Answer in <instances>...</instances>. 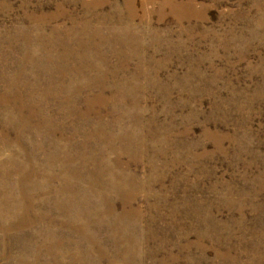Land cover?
Segmentation results:
<instances>
[{"label": "rangeland", "instance_id": "obj_1", "mask_svg": "<svg viewBox=\"0 0 264 264\" xmlns=\"http://www.w3.org/2000/svg\"><path fill=\"white\" fill-rule=\"evenodd\" d=\"M0 264H264V0H0Z\"/></svg>", "mask_w": 264, "mask_h": 264}, {"label": "bare ground", "instance_id": "obj_2", "mask_svg": "<svg viewBox=\"0 0 264 264\" xmlns=\"http://www.w3.org/2000/svg\"><path fill=\"white\" fill-rule=\"evenodd\" d=\"M179 9V8H178ZM131 131V130H130ZM132 135V134H131ZM133 135H134V133H133ZM132 135V136H133ZM136 137L137 136H135V139H136ZM134 139V138H133ZM130 141H132L131 139H130ZM141 141V140H140ZM135 142V141H134ZM130 146V145H129ZM123 148V147H122ZM176 157V156H175ZM174 161V160H173ZM117 166V165H116ZM105 170V169H104ZM118 176H119V174H118ZM117 177V176H116ZM115 181V183H117L116 185H120V183H119V180H118V177L116 178V180H114ZM123 184V183H122ZM130 184H131V182H130ZM125 191V190H124ZM129 194V193H128ZM126 214V213H125Z\"/></svg>", "mask_w": 264, "mask_h": 264}]
</instances>
